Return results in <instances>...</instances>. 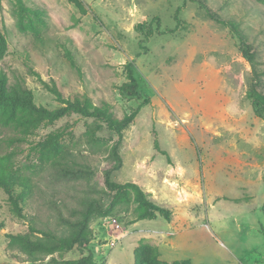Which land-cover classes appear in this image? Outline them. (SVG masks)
<instances>
[{
  "label": "rangeland",
  "instance_id": "obj_1",
  "mask_svg": "<svg viewBox=\"0 0 264 264\" xmlns=\"http://www.w3.org/2000/svg\"><path fill=\"white\" fill-rule=\"evenodd\" d=\"M206 2L257 53L264 93V0ZM139 25L154 34L146 39ZM128 64L140 98L122 92ZM0 75L13 94L32 92L36 108L0 109V171L24 192L17 209L0 185V264H136V253L142 264H173L158 244L183 237L177 251L191 261L176 264H264V118L249 97L254 70L230 27L197 2L0 0ZM47 85L120 123L139 112L121 139L105 119L51 121L43 111L63 105ZM66 167L89 173L67 177ZM107 174L138 185L171 219L142 220L158 232L134 233L131 195L86 223L88 203L106 207L112 197ZM17 236L39 246L17 245Z\"/></svg>",
  "mask_w": 264,
  "mask_h": 264
},
{
  "label": "trees",
  "instance_id": "obj_2",
  "mask_svg": "<svg viewBox=\"0 0 264 264\" xmlns=\"http://www.w3.org/2000/svg\"><path fill=\"white\" fill-rule=\"evenodd\" d=\"M192 2H197L200 7L205 11L206 16L223 25L228 26L232 30V32L239 38L240 45H241V52L243 56L248 60L251 64L254 75H255V82L252 84L251 94L249 95L256 113L259 117L264 118V93L259 90V86L261 85V80L263 73H261L258 69V63L256 60L257 53L253 50V47L246 41L245 36L240 32L239 29L235 27L234 24L224 20L223 18L219 17L207 4L206 0H190ZM176 20L179 21V18L176 16ZM159 24V23H158ZM138 30L142 33V35L149 39L153 34V26L149 25H139ZM175 30H169L170 33H174ZM129 82L125 83L122 86V92L129 97H136L140 98L139 94V83L134 75L132 70L131 64L127 66ZM49 91L54 93L59 101L62 103V107L54 111H43V116L47 119L53 121L57 119H61L69 114H78L84 117H94L98 119H105L108 120L109 124L113 129L119 134L120 139L122 138V131L125 126L132 120L135 119L139 110H136L134 114L127 120L126 122L120 123L116 120H113L111 117H107L104 112H91L88 104H83L80 100L70 101L65 99L62 93L57 89V87H50L46 86ZM20 105H25L23 107H27L30 111L36 110L34 105V99L32 92H28L25 97H21L19 94H13L10 92L6 87V78L0 75V109L10 108L12 111H17ZM67 157V156H66ZM114 157L117 159V166L116 169L119 168L122 164V159L120 157L119 152L117 149L114 151ZM62 172L65 176L70 177H78L80 175L88 174L89 172L85 170H72L69 167L63 168ZM105 185L110 192L112 197L109 200V203L106 207L99 204L97 201H91L88 203V208L86 212H84V219L87 223L91 216L94 215L96 212L100 214H108L111 210H113L118 204L121 202H129L131 200V195H134V202L138 204L137 213H138V220H155L158 216H162L167 220L171 219V213L149 200L148 195L143 192V190L136 184H118L111 180L109 174L105 176ZM18 183L17 178L14 175L9 174L5 171H0V185L3 187L5 192L9 195L10 200L12 203L17 205V209H20V202L24 197V192H19L16 189V185ZM0 226H2L0 224ZM14 243L23 244L28 247H37L39 246L38 243L34 244L30 242L26 236H17L13 237ZM136 264H142L139 259H137L138 255H135ZM146 261L152 264V260L149 258H145ZM165 264V263H163ZM173 264H176L173 263Z\"/></svg>",
  "mask_w": 264,
  "mask_h": 264
},
{
  "label": "crops",
  "instance_id": "obj_3",
  "mask_svg": "<svg viewBox=\"0 0 264 264\" xmlns=\"http://www.w3.org/2000/svg\"><path fill=\"white\" fill-rule=\"evenodd\" d=\"M180 218H182L183 222H186V221L190 220L191 216L189 215V213H186L183 216H181ZM142 223H143L142 220L141 221L137 220L134 223V233H143V232H145V230L148 232H154V233L158 232V230H153V229L151 231L150 225H144ZM186 230L187 229H185L184 231L187 232ZM185 240H186V237L185 238L183 237L182 239H178V240H176V242L175 241L173 242L172 240H168L166 238H161L160 242L158 244L160 254H161V258L166 262H176V261H185V260L191 261V257H185V256L183 257V251H181V250L177 251V247H176L177 244L180 243V244L184 245ZM188 242H189V240H188ZM187 245H188V243H187ZM189 245H190V242H189ZM177 252L180 254L179 256H181V257H174Z\"/></svg>",
  "mask_w": 264,
  "mask_h": 264
}]
</instances>
